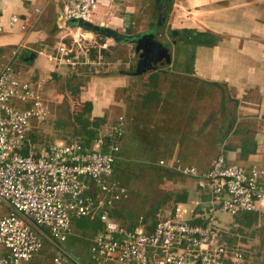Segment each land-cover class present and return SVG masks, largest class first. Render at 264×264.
I'll list each match as a JSON object with an SVG mask.
<instances>
[{"label":"built area","instance_id":"obj_1","mask_svg":"<svg viewBox=\"0 0 264 264\" xmlns=\"http://www.w3.org/2000/svg\"><path fill=\"white\" fill-rule=\"evenodd\" d=\"M113 3L74 0L65 5V16L97 24L100 9ZM18 20L12 17V22ZM21 28L32 30L25 24ZM70 37V45L58 43L56 54L37 53L54 65L82 63V56L72 49L77 46L84 53L81 45L89 49L95 40L92 35ZM106 40L95 44L98 52L108 47ZM41 87V80L21 77L11 58L0 65V204L8 207L0 214V264H27L43 241L61 248L72 219L83 217L101 223L89 241L91 264H250L245 250L230 246L222 235L218 214L263 210V170L230 163L222 152L206 169L180 166L179 172L194 180L195 196L176 202L171 213L152 226L147 227L140 216L128 230L108 214V208L128 193L113 176L123 116L105 130V150L99 137L92 148L63 141L37 146L31 140L33 124L48 112ZM53 264L62 262L55 256Z\"/></svg>","mask_w":264,"mask_h":264},{"label":"crops","instance_id":"obj_2","mask_svg":"<svg viewBox=\"0 0 264 264\" xmlns=\"http://www.w3.org/2000/svg\"><path fill=\"white\" fill-rule=\"evenodd\" d=\"M72 1L0 0V65L11 58L15 71L23 78L31 71L41 76L57 71L60 67H54L37 51L49 52L51 39L62 35L79 38L78 30L82 29L71 27L65 16V5ZM130 1L126 2L123 20L134 15L137 1L138 4L149 2ZM153 3L157 16L172 9L168 32L173 39L169 35L159 39L163 33L159 26L161 18L159 23L156 19L155 28L148 30L167 48L169 61L157 60L155 68L137 76L121 72L134 69L129 67L118 73L92 77L89 84L94 83L95 99H87L93 105V116L105 117L109 123L106 109L127 112L126 126L140 128L142 135L139 133L138 137L147 143H154L155 129L156 134L179 136L175 142L193 143L195 153H202L203 145L211 151L215 146L213 156L194 155L196 160H205L200 167L196 166L198 169L208 168L222 152L230 163L255 165L264 171V0H156ZM111 10L112 7L101 8L100 13L110 14ZM13 16L19 20L12 22ZM111 21L116 27L130 25L118 15ZM96 22L108 25L104 19ZM21 24L32 30H23ZM109 28L115 30V26ZM83 32L86 37L91 35L88 30ZM17 61L27 64L30 70H17ZM104 90L111 96L102 104L96 95ZM169 128L173 129L169 131ZM176 147L174 157H178L179 145ZM92 230L84 226V240L87 238L84 233ZM86 243L89 249V240Z\"/></svg>","mask_w":264,"mask_h":264},{"label":"rangeland","instance_id":"obj_3","mask_svg":"<svg viewBox=\"0 0 264 264\" xmlns=\"http://www.w3.org/2000/svg\"><path fill=\"white\" fill-rule=\"evenodd\" d=\"M128 1L114 0L111 6L112 12L110 11V14H107L109 13L107 11V13H100L99 18L95 21L104 19L108 24L107 26H115L114 29L120 34L136 35L155 28L156 19L161 18L162 23L159 26L163 33L159 39L163 40L162 38H167L166 36L168 35L170 39L174 38L168 32L170 30L168 21L171 24V8L169 12L163 11L162 15L157 16V9L153 3L156 0H149L147 3L141 2L140 4L137 1L133 10L134 15L130 16V18L127 17V20H123V17H126L125 8ZM130 2H133V0ZM147 10L148 12L144 13ZM115 15L121 17L122 21L130 25L128 27L126 25L116 27L115 23L111 21V18ZM70 26L73 27V25ZM70 29L72 30L73 28ZM67 31L68 29L66 33ZM88 31L92 35V40H95V42L92 41L91 47L88 49L87 45H81L84 53H81L82 50L79 52V47L77 46L76 48L74 47L75 49H72H77L76 53L82 56V63L75 66L53 64L54 67L59 66L60 68L57 71L54 70L42 76L33 71L27 73V77L31 80H41L42 87L40 91L42 90V97L48 109L47 116L42 121L36 122L34 124L35 127L33 126L34 131L31 133V140L37 146L49 145L60 141L70 142L80 140L83 136L82 130H80V123L86 119L92 122L95 118L93 116L92 103L90 106L85 105V102L89 101V98L95 99L94 83L92 86L89 84L91 78L118 73L121 69H129V67L132 69L135 66L137 54L134 52V45L131 42L125 40L113 41L108 38L107 53L100 58L98 57L95 44L106 39L95 32ZM80 33L83 34L84 32L78 30V37L84 36L80 35ZM60 42L70 45L72 37L62 35L58 39H51L49 52L56 54V48ZM90 50L95 51L93 55H90ZM15 66L17 70L22 72L29 69L27 64L21 61H17ZM102 92L98 96L96 95V98L98 102L103 104L102 101L108 99L111 95L110 93L107 94L105 90ZM106 111L109 123L116 116L118 118L121 115L124 118L123 135L120 142V150L122 148L120 155L122 154V159L117 162L115 171V177L129 190V194L120 202H117L115 206V208L121 210V218L117 219L121 226L127 225L132 218L134 219L135 216L140 214L146 215L149 219H152L157 211H159V217L168 215L171 213L172 207L180 195L185 193L188 199L195 196L196 188L194 180L182 175L178 167L186 164L200 167L203 164L201 162L205 160H196L194 155L198 156L202 153H207L208 156H213V154H216L215 146H213L211 151L209 147L205 149V145H203L201 147V150L203 149L202 153H195L193 143L185 141L175 142L179 139V136L172 135L173 133H160L163 129L160 132L158 131L160 134H156L157 131L154 129V139L152 138L154 143H147L141 139L142 137H138L139 133L142 135L139 130L140 128L135 126H130L129 128V125L126 126L125 118L127 112H119L111 108L109 110L106 109ZM106 123L97 126V130H100L102 133L105 125H107ZM172 129L169 128L168 130L171 131ZM176 145H179L177 150L178 157L173 156L174 150L177 148ZM159 160H163L164 163L159 164ZM7 212L8 207L0 204V214ZM249 214L252 215L253 213L250 212ZM218 216L221 224L225 227L222 235L231 239L232 242L230 241V244L234 247H241L245 251L247 250L248 262L251 264H264V210L260 214H253V219L250 221L246 219V214L240 220H235L234 215L224 212H220ZM83 231V218H73L70 233L63 242L59 243L62 247L59 248L54 244H48L47 242L49 241H44L40 249L27 264H53V257L55 256L61 260L62 264H91L86 241H90L92 232L84 233L85 237H87L85 241L82 237Z\"/></svg>","mask_w":264,"mask_h":264},{"label":"water","instance_id":"obj_4","mask_svg":"<svg viewBox=\"0 0 264 264\" xmlns=\"http://www.w3.org/2000/svg\"><path fill=\"white\" fill-rule=\"evenodd\" d=\"M68 24L78 26L85 30H90L105 38L113 41L125 40L134 45V52L137 54V60L133 70H122L126 75L137 76L148 69L155 68V62L162 58L169 61L167 48L160 41H157L156 35L152 31H146L140 34H120L119 32L100 24H94L80 18H67ZM159 23V19H158Z\"/></svg>","mask_w":264,"mask_h":264},{"label":"trees","instance_id":"obj_5","mask_svg":"<svg viewBox=\"0 0 264 264\" xmlns=\"http://www.w3.org/2000/svg\"><path fill=\"white\" fill-rule=\"evenodd\" d=\"M107 49H108V47L107 48H101V49H99V52H98V48H97L98 57L102 58L107 53ZM90 52H91L90 55H93V52H95V51L94 50H90ZM215 85H217V84H215ZM85 105L86 106L87 105L90 106L91 105V101H86L85 102ZM105 120H106L105 117H97V118L95 117L92 122H90L88 119H86L84 122L80 123V130H82L81 133L83 134V136L81 137V139L80 140H77V141H70V142H78V143L82 144L85 148H92L95 140H97L99 136H102L103 144H102L101 149L102 150H105L106 149L105 148V143L107 141V138H106V136H103V134H104L105 130L108 128V125L111 124V123H113L115 121V120L114 121H111L109 124L107 123V125H105V127H104L103 132L101 133L100 130H97L96 127L97 126H100V125H104L106 123ZM35 123L36 122H34V124ZM34 127L32 128V131H34ZM66 142L69 143V141H66ZM120 152H122V149L120 150ZM120 152H119V158L116 160V162L114 164V172H113V176L114 177H115V171H116V164H117L118 161H120L122 159L121 158V155L122 154L120 155ZM121 184L123 186H125L122 182H121ZM128 194H129V190H128L127 195ZM122 199L123 198H121L120 200L115 201L112 204V206H110L108 208V214L110 215V217H112V218H114L116 220L119 219V218H121V215L122 214H121V210H119V208H115V206L117 205V202H120ZM187 200H188V197L184 193V194L180 195V197H178L175 202H178V201H187ZM249 213L250 212H244V213H242L240 215H236V216H234L235 217V220H240L242 217H244L243 215L246 214L247 215V216H245L246 219H248L250 221L251 219H253L252 218L253 216L251 214H249ZM140 216H142L143 221L145 223H147V225H148L147 227H150V226H152L153 224H155L158 221V219H159V211H157L154 214V216H153L152 219H149L146 215H143V214L141 215L140 214V215L135 216L134 219L132 218L131 221H129L127 225H124V226L122 225V226L124 228L128 229V230L132 229L137 224V221H138V219H139ZM83 220H84V226L85 227L92 228L93 231H96V230H98L101 227V223L100 222H98L96 220H93V219H92L93 220L92 221L91 219H89V217H83ZM117 222H119V221L117 220ZM227 239H228V237H227ZM227 241L229 242V245L232 246L230 244L232 242L231 239H228ZM245 253L247 254V250L245 251Z\"/></svg>","mask_w":264,"mask_h":264},{"label":"flooded vegetation","instance_id":"obj_6","mask_svg":"<svg viewBox=\"0 0 264 264\" xmlns=\"http://www.w3.org/2000/svg\"><path fill=\"white\" fill-rule=\"evenodd\" d=\"M155 26H156V24H155Z\"/></svg>","mask_w":264,"mask_h":264}]
</instances>
